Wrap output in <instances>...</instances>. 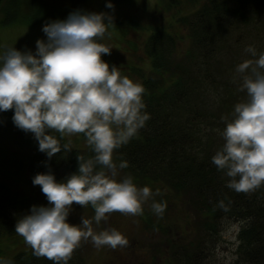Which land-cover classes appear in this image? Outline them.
Masks as SVG:
<instances>
[{
  "label": "clouds",
  "instance_id": "1",
  "mask_svg": "<svg viewBox=\"0 0 264 264\" xmlns=\"http://www.w3.org/2000/svg\"><path fill=\"white\" fill-rule=\"evenodd\" d=\"M106 8H114L112 0ZM112 24L109 12L73 10L42 25L46 38L36 40L35 51L8 46L0 54V112L13 110L14 125L31 133L49 160L73 149L62 141L80 133L93 153L87 159L78 154L77 170L63 179L50 169L32 177L48 203L33 204L17 220L15 232L35 257L53 264H68L82 241L96 248L126 246L127 238L116 228L94 230L93 223L100 225L109 214L142 215L149 200L157 215L166 206L152 199L159 189L138 186L131 174L121 176L128 162L113 159L114 151L134 138L150 116L142 83L102 59L113 48L102 42ZM245 51L255 59L244 60L235 71L238 90L246 95L230 118L222 117L224 142L211 157L236 192L264 185V52L251 45ZM73 202L82 208L90 204L94 216L70 223ZM0 264L13 262L0 257Z\"/></svg>",
  "mask_w": 264,
  "mask_h": 264
},
{
  "label": "trees",
  "instance_id": "2",
  "mask_svg": "<svg viewBox=\"0 0 264 264\" xmlns=\"http://www.w3.org/2000/svg\"><path fill=\"white\" fill-rule=\"evenodd\" d=\"M121 1L126 0H114L112 4ZM174 1L164 0L165 9L174 6ZM84 4L85 0H0V11L4 13L1 23L37 24L63 19L69 12L81 10ZM263 13L264 0H203L193 14L176 20L185 27L184 37L181 32H171L163 26L150 27L144 43L147 73L132 68L139 74L145 89L143 99L150 119L134 138L113 153L115 162H128V167L122 170L131 174L138 186L159 189L160 194L153 199L166 204L161 215L143 207L140 218L144 228L165 232L168 227L163 225L161 217L168 210L170 198L187 201L196 209L200 225L210 234L217 232L221 218L242 221L237 233L235 264H264V190L260 186L250 192H236L227 187L229 178L217 169L211 157L219 148L212 150L217 136L221 135L222 117L226 116L229 104L217 93L212 96V104L210 98L207 101L205 97L209 86L218 84L211 66L214 65L212 58L217 55L219 29L230 21L245 23L248 14ZM130 21L136 23L134 19ZM179 41L186 43L183 50L177 49ZM4 112L7 116L13 114L11 109ZM80 135L85 138L83 133ZM64 142L69 141L64 138ZM72 148L49 160L37 145L27 163L10 160L13 177L21 174L24 164L38 172L52 171L61 165L70 174L77 170L78 154L86 159L93 155L90 146L85 151ZM13 177L3 176L0 181V238L18 235L15 232L18 217L45 198L41 188L28 197L13 193L12 184L7 181ZM83 209L89 217L94 216L90 204ZM180 246L182 259L179 261L196 263L198 245L182 241ZM79 253L76 248L68 264H89ZM9 259L13 264H53L45 257H35L32 249L18 251Z\"/></svg>",
  "mask_w": 264,
  "mask_h": 264
},
{
  "label": "rangeland",
  "instance_id": "3",
  "mask_svg": "<svg viewBox=\"0 0 264 264\" xmlns=\"http://www.w3.org/2000/svg\"><path fill=\"white\" fill-rule=\"evenodd\" d=\"M175 1L178 3H174ZM175 1L172 2L174 6L166 10L164 0H131L130 2L126 0L113 4L114 8L112 9L106 8L107 0H85L81 10L104 11L112 14L114 24L108 28L102 42L113 48L110 54L103 55L102 59L108 61L110 66L113 63L120 66L122 74L141 82L139 74L132 68L147 71L148 58L144 43L150 27L163 26L171 32L175 30L181 32L184 37L185 27L176 20L180 16L193 14L203 0ZM3 16L4 13L0 11V54H3L8 46L35 51L36 40L46 38L45 33L41 30L42 25L46 22L2 24ZM246 18L245 23L230 21L219 29L216 45L217 55L212 58L214 65L211 66L215 82L218 84L209 86L207 98L204 96L207 101L210 98L211 104L212 96H215L216 93L220 94L221 100L225 98L229 108L224 117L228 118L233 112L234 105L244 99L246 95L245 92L238 90L240 79L235 71L239 63L246 59H255L245 51L246 47L251 45L255 47L257 53L264 52V13L248 14ZM131 19H134L136 23L130 21ZM185 46L184 41H179L177 49L183 50ZM209 106L211 107V105ZM216 106L217 104L214 108ZM10 115L7 116L5 112L0 114V181H3L1 179L3 176L13 177V167L9 165L11 159L27 163L38 145L31 133H26L14 125L13 114ZM224 127L225 122L220 128L221 131ZM65 138L73 147L84 151L87 149L86 138L80 134ZM223 142L222 136L218 135L212 150L215 151L216 146H222ZM35 170L24 164L20 175H15L14 179L7 180L8 184H12L13 193L20 197H28L40 188L39 185L32 183V177L38 173ZM52 171L58 180L68 175L61 165L56 166ZM120 174L123 176L127 173L121 170ZM261 187L264 190V185ZM151 202L152 200L146 202L143 207L150 210ZM47 203L46 197L38 202V204L44 205ZM29 210L23 212L21 216ZM165 212L164 217H161L163 225L168 227L165 228V232L144 228L140 215H125L118 211L109 214V218L102 221L100 225L97 226L93 223L94 230L99 232L104 229L116 228L127 238V245L115 249L107 245L96 248L90 241H82L77 247L80 252L79 257H85L89 264H182V261H179L182 259L181 253H179L180 245L182 241H188L198 245L197 261L201 259L192 264H235L237 233L243 225L242 221L221 218L217 232L210 234L202 228L198 212L189 206L187 201L183 203L176 198H170L168 210ZM82 216L88 219L92 218L80 205L73 202L72 210L68 216L69 222L79 223ZM0 248L2 249L1 257L7 259L18 251L31 249L20 235L0 238Z\"/></svg>",
  "mask_w": 264,
  "mask_h": 264
}]
</instances>
